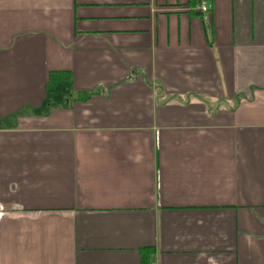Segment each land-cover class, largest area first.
Listing matches in <instances>:
<instances>
[{
  "label": "crops",
  "instance_id": "crops-1",
  "mask_svg": "<svg viewBox=\"0 0 264 264\" xmlns=\"http://www.w3.org/2000/svg\"><path fill=\"white\" fill-rule=\"evenodd\" d=\"M0 0V264H264V0Z\"/></svg>",
  "mask_w": 264,
  "mask_h": 264
},
{
  "label": "built area",
  "instance_id": "built-area-1",
  "mask_svg": "<svg viewBox=\"0 0 264 264\" xmlns=\"http://www.w3.org/2000/svg\"><path fill=\"white\" fill-rule=\"evenodd\" d=\"M197 12L202 16L204 22L209 23L212 13V4L209 0H197Z\"/></svg>",
  "mask_w": 264,
  "mask_h": 264
}]
</instances>
